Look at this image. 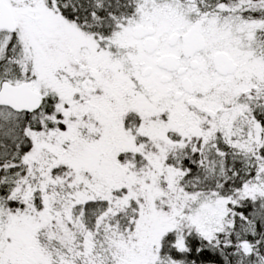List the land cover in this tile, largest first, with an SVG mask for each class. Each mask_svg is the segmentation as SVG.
I'll use <instances>...</instances> for the list:
<instances>
[{"label": "snow or ice", "instance_id": "6c2138e0", "mask_svg": "<svg viewBox=\"0 0 264 264\" xmlns=\"http://www.w3.org/2000/svg\"><path fill=\"white\" fill-rule=\"evenodd\" d=\"M0 264H264V0H0Z\"/></svg>", "mask_w": 264, "mask_h": 264}]
</instances>
